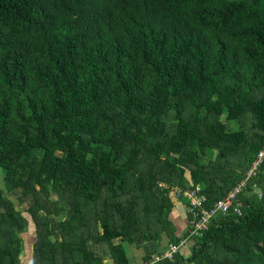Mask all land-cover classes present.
Masks as SVG:
<instances>
[{
	"label": "trees",
	"instance_id": "16d2710c",
	"mask_svg": "<svg viewBox=\"0 0 264 264\" xmlns=\"http://www.w3.org/2000/svg\"><path fill=\"white\" fill-rule=\"evenodd\" d=\"M223 114L248 115L254 138L225 130ZM263 145L264 0H0V171L7 192L30 197L32 264L96 263L78 198L112 197L119 225L100 202L95 209L114 264H129L124 243L162 233L166 245L179 244L185 236L163 217L170 197L159 184L199 187L210 207ZM211 148L223 161L249 154L243 175L218 194V173L199 162ZM262 171L264 163L239 200ZM46 186L69 207L58 231L49 229L53 204L39 197ZM137 214L144 226H132ZM0 216V261L19 264L26 220L2 188ZM58 232L61 241H51ZM239 236L263 245L250 250ZM196 238L189 257L177 252L170 264L195 262L213 246L220 264H264V197L218 214Z\"/></svg>",
	"mask_w": 264,
	"mask_h": 264
},
{
	"label": "rangeland",
	"instance_id": "374dc122",
	"mask_svg": "<svg viewBox=\"0 0 264 264\" xmlns=\"http://www.w3.org/2000/svg\"><path fill=\"white\" fill-rule=\"evenodd\" d=\"M13 117H15L14 119L17 118L15 112H12V118ZM221 122L223 123L225 130L227 131L241 130L244 133V135L249 139H253L254 135L256 134V127L254 126L252 119L248 115H243L239 117L237 121H228L226 119V115L223 114L221 116ZM10 133L13 135L12 130L10 131ZM217 153L218 151L215 148L206 150L202 155H200L199 162L203 166L207 167L209 170H212L213 172L218 173V178L216 179V183L219 186V190L216 191V193L218 194L224 191L227 187H229V185L233 181H235L236 179H238L240 176L243 175L247 167V163L249 160V154L245 149H241L236 154L232 155L228 161H223L222 159H218ZM162 158H164L166 161H170L171 157L162 155ZM174 173H175L174 178L176 179V172ZM4 176H5V172L1 170L0 171V188L4 190L5 197L13 203L15 211L19 213V216L26 220L25 228L22 230V232L18 233L17 235L18 246L20 247L18 261H19V264H32L33 243L35 242V226H34L32 217L30 213L28 212V209L30 207V197L25 196L22 188L14 189L12 192H7L6 187H5V182H4ZM29 178H30L28 180L29 185L31 187H34L36 191H39L40 187L37 185L39 182H37L34 176H30ZM182 179H184L183 176H182ZM256 180L257 181H255V185H252L247 190L244 198L240 200V204H241L240 213L243 209L252 207L254 203L261 201V198L264 197V173L263 171ZM167 186H168V189L167 188L164 189L161 186H159L161 189L167 191V195L170 197L168 209H166L165 212L163 213V217L167 219L168 221L169 220L171 221V219L172 221L174 220L176 222L174 224H172V222L169 221L172 225L174 233L175 231L181 230V233L183 234V236H185L184 238H187L185 242H183L184 243L183 245H185V243L187 244L186 246H187L188 253L186 255H188L187 257H189L191 246L194 243V240L197 239L196 237L198 236L196 235L195 237V236H192V234H190L191 225L186 226L183 229L180 225L177 224L181 222L182 226L183 227L185 226V222H184L185 214L180 209L179 216H178L176 209H178L177 206H179V203H181V200L177 198L175 195H172V194L170 195V189H171L170 187H177V186H169V185ZM39 197H41L43 200L46 199L53 204L54 207L51 208L52 210H50L49 214L47 215L49 229L51 231V228L54 227L58 231L57 224L62 222L65 219L66 212L69 210V207L65 206V201L61 196H58L56 193L52 191H49L48 186L44 188V192H42L41 195H39ZM78 201H79V205H78L79 212L84 218V221L87 222L92 229V233H91L92 241L94 242L90 241L89 243L90 245L92 243L91 247L97 258V261L95 264H114V259L109 254L108 246L106 245V243L102 242V237H101L102 232L100 229L101 220L99 217H97L96 209H95V206L100 202L98 206L96 207L102 208L104 210H108V213L110 214V216L114 218L115 224L119 225L120 218L117 215V212H115L113 207L111 206L113 203L112 197L110 195H106V197L103 196V198L100 201L98 200L96 202L97 203L96 205L90 202H86L85 200L81 198H78ZM141 216L140 214L133 216V224H132L133 227H136V223H139V226L143 225V222H141L142 221ZM153 221L154 220H152V222ZM79 233H80V230L77 231L76 236H78ZM160 235H164V234L161 233L159 235H155L153 238L155 241H153V243L159 244V242L161 241ZM129 237L131 240H135L134 235H130ZM254 238L255 237H251V239H249L248 237H244V236L238 237V239L244 241V243L247 244V247H249L250 250L259 251L258 248L261 247L263 244L262 242H260L258 239L255 238L256 240H258L256 242ZM55 239H57L59 242L61 241L59 232H58V235H55L54 233H52L50 240L54 241ZM164 239H165V236H164ZM140 242H147V239L146 238L139 239L134 244H138ZM113 243L114 244L121 243V240L115 239ZM232 243L239 245L238 241L236 242L233 241ZM123 246L125 247V250H126L128 244L124 243ZM217 251H218L217 248L213 246L212 248H210V250L204 253L202 257L197 259L195 262H186L185 264H220L221 259H220V255L218 254L219 252ZM0 264H7V260H1Z\"/></svg>",
	"mask_w": 264,
	"mask_h": 264
},
{
	"label": "built area",
	"instance_id": "2783aa9c",
	"mask_svg": "<svg viewBox=\"0 0 264 264\" xmlns=\"http://www.w3.org/2000/svg\"><path fill=\"white\" fill-rule=\"evenodd\" d=\"M263 163L264 145L247 170L244 178L235 187H233L229 193L216 201L210 207H204L205 198L200 195L199 187H193L187 190H182L178 187H171L170 195L172 194L181 200H185L187 203V210L193 215L192 221L190 223V234H192V236H201L202 232L207 229L210 220L216 217L218 214H226L230 211L240 214L241 204L239 197L246 189V185L248 184L249 180L256 175L258 169ZM159 186L164 189H168V186L164 184H159ZM181 245H183L181 242L177 245L169 244L167 250L164 253V257L171 260L172 257L177 252H179Z\"/></svg>",
	"mask_w": 264,
	"mask_h": 264
},
{
	"label": "crops",
	"instance_id": "0c3cea01",
	"mask_svg": "<svg viewBox=\"0 0 264 264\" xmlns=\"http://www.w3.org/2000/svg\"><path fill=\"white\" fill-rule=\"evenodd\" d=\"M177 208L178 209H176V212L178 213V216L180 209L185 214L184 217L185 226L183 227L181 222L177 223L184 229L186 226L190 225L193 215L187 210L186 206L182 204V201L181 203H179V206H177ZM170 222H172V224L176 223L174 220L172 221V219ZM174 234L176 235V237H181L183 235L181 233V230L175 231ZM186 239L187 238H184V240H182L181 243L185 242ZM186 245H187L186 243L185 245H181L179 249V253L180 255H182L184 259L187 258L188 256L186 255L188 253ZM167 247L168 245L166 246L164 238L161 239L159 244H155L153 242H140L134 245L129 244L126 249V257L129 260V264H170L169 259L164 257V253Z\"/></svg>",
	"mask_w": 264,
	"mask_h": 264
}]
</instances>
